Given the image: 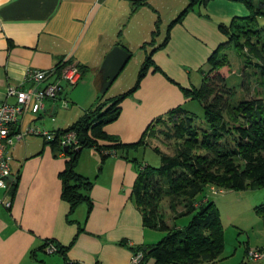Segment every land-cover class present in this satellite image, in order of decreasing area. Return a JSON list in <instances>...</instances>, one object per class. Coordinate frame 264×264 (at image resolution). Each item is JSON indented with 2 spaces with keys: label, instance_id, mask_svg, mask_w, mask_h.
<instances>
[{
  "label": "crops",
  "instance_id": "1",
  "mask_svg": "<svg viewBox=\"0 0 264 264\" xmlns=\"http://www.w3.org/2000/svg\"><path fill=\"white\" fill-rule=\"evenodd\" d=\"M153 8L150 0L138 8L133 0H0V101L15 102L14 97L7 96L10 85L31 86L26 80L29 69H52L60 61L83 67L76 84L64 85L62 97L68 99L67 86L74 89L88 78L93 96L101 93L103 99V93L133 55L125 27L134 18L135 26L141 28L138 16L145 12L147 24L153 23L158 13ZM246 13L241 2L230 0H212L199 11H189L172 27L169 42L153 52L152 58L163 72L152 68L147 72L139 88L121 103L119 118L106 125L105 131L123 143H135L157 117L185 105L191 98L182 87L201 86L203 71L209 70V57L225 41L218 21L212 17L220 20ZM149 42L140 46L146 56L160 44ZM115 45L127 49L131 56L102 92L101 66ZM44 106L38 115H21L13 133L38 127L45 114L54 117L62 108L60 99H46ZM91 110L83 109L79 119ZM29 136L15 139L5 149V154L11 156V174L8 187L0 190V264H66V260L77 264H128L139 248L147 249L159 241L161 237L151 235L158 230L145 226L133 197L136 180L145 166L138 164L136 154L145 146L129 151L127 157L120 152L103 157L95 148H83L75 169L94 183L89 193L91 209L84 202L70 214V205L62 198L60 176L69 156L55 153L44 138L36 142ZM151 136L148 142L155 148ZM8 200L10 207L4 203ZM47 240L70 245L65 255L55 252L61 261L45 257L49 254L43 248ZM154 262L149 259L140 264Z\"/></svg>",
  "mask_w": 264,
  "mask_h": 264
},
{
  "label": "trees",
  "instance_id": "2",
  "mask_svg": "<svg viewBox=\"0 0 264 264\" xmlns=\"http://www.w3.org/2000/svg\"><path fill=\"white\" fill-rule=\"evenodd\" d=\"M210 1L189 0L185 9L169 25L163 42L147 53L137 81L130 90L105 98L70 127L53 131L54 139L49 141L55 153L69 156L67 168L60 176L62 198L69 203L71 214L84 202L89 203L91 209L89 193L94 183L75 169L81 151L76 152V148L65 151L61 147L59 141L66 132L75 130L79 137L83 136L80 146L95 148L103 157L112 155V152H120L127 157L129 151L150 144L145 138L151 134L176 140L178 145L174 154H167L155 145L162 163L158 168L146 164L133 189V197L142 211L145 226L164 233L158 242L138 250L143 251V261L154 259V264L216 262L225 248L224 226L214 201L208 198L198 201L211 184L227 190L264 187V25L259 23V18L264 15V0H260L258 8H255L254 0H231L244 2L249 15L234 17L228 23L219 22L225 41L209 57V70L203 71L201 86L191 89L182 87L188 98L202 104L204 120L197 122L196 115L180 105L170 110L167 120H161L164 127L160 125L156 129L149 125L138 142L123 143L117 136L105 131L106 125L119 118L121 103L139 88L147 72L151 68L154 72H163L152 55L169 42L172 27L181 22L189 11L195 10V7L201 10ZM148 3L149 0H133L136 8ZM156 34L157 31H153L149 44L155 45ZM228 46L235 47L243 64L241 93L220 71L230 63L228 54L221 53ZM69 64L60 61L55 67L60 72ZM77 66L81 71L83 67ZM254 75L258 79L251 84ZM253 86L256 95L247 97ZM165 197L171 210L183 207L174 218L188 217L187 223H167L161 208ZM257 213L264 218V205L257 209ZM50 242L53 241L47 240L44 244L45 251ZM56 247L57 252L65 255L70 245L56 244ZM66 264L77 263L66 260Z\"/></svg>",
  "mask_w": 264,
  "mask_h": 264
},
{
  "label": "rangeland",
  "instance_id": "3",
  "mask_svg": "<svg viewBox=\"0 0 264 264\" xmlns=\"http://www.w3.org/2000/svg\"><path fill=\"white\" fill-rule=\"evenodd\" d=\"M150 1L151 5L154 7L153 10H158V13H155L153 23H150V25L146 22L147 14L145 13L147 12H145L144 14L138 16V19L142 21L141 28L135 26L136 22L134 21V18H132L125 27V35L132 40L130 48L133 51V55L114 84L111 85L106 94L103 93L104 98H101V93L98 94V99V95L93 96L88 78L80 81V83L74 88L77 90H74L73 86H67L66 95L68 96V100L72 106L70 109H66L61 106L62 108H59L57 115L54 117L49 114H45L44 116L46 118H44L43 121L41 120L38 122L46 128L45 130H53V127L66 129L79 119V117L83 114V109H93L100 102H103L105 98L107 99L111 95L127 92L135 85L139 70L146 58L145 51L140 49L141 44L145 41H152L153 31H157V34L155 35V44L157 45L161 43L166 36L168 27L172 20L177 14H179L180 11L184 10L185 7L183 6L189 2V0ZM241 3L242 7L245 6L247 9V13L245 15L236 14L224 17L220 20L215 16H211L212 19L218 21L219 24V22L228 23L234 17L248 16L250 13L248 7L244 2ZM259 5L260 0H254L255 8H258ZM201 9H203V6ZM195 10L199 11L200 9L195 7ZM138 19H135L137 23L140 21ZM259 23L262 26L264 25V15L259 18ZM221 53L228 54L230 63H228L229 65H225L220 71L226 75L230 84L237 86V90L241 91L243 64L240 56L234 46L226 47ZM207 67H209V65ZM192 73L195 74V71ZM251 78V84L254 80L256 82L258 79L256 78V75ZM85 81H87L88 84H84ZM253 89L254 86L251 87L250 92L246 94L247 97L256 95ZM240 91L239 93H241ZM183 107L196 115L197 122L200 123L205 119V111L199 101L190 99L185 105H183ZM169 116L170 113H166L165 115L157 117V120H155L152 124V128L154 127L158 129L161 127V120H167ZM41 124H39L38 127L44 129ZM32 127L37 126L34 125ZM162 127L164 126L162 125ZM152 128H150L149 133ZM27 135H32L29 137L33 138L36 142H41L43 139L40 135ZM151 137L153 144L159 146L167 154H174L176 145H178L176 140H170L164 136L157 137L154 134H152ZM145 139L146 141H149L148 136ZM136 155L139 157L138 164L144 163V165H146L148 163L150 166L158 168L162 163L161 155L150 144H146L145 147L140 149ZM206 198L215 202L219 210V215L223 223L225 233L224 251L219 259L212 264H264V218L257 213V209L264 205V187L255 189L249 188L246 190H227L220 189L211 184L207 187L202 199L198 202L203 201V199L206 201ZM161 208L167 223L170 225L174 224L175 221L178 225L187 223L188 217L185 216L175 220L174 217L180 213L178 211L183 210V207L181 206L175 211L171 210L167 197L162 200ZM151 235H155L157 239H159L160 237L162 238L164 233L158 230L156 232H151ZM254 252L260 253L261 258H254L252 254ZM45 257L50 258V261L52 262H55L56 260L61 261L59 255L56 253L46 254Z\"/></svg>",
  "mask_w": 264,
  "mask_h": 264
},
{
  "label": "built area",
  "instance_id": "4",
  "mask_svg": "<svg viewBox=\"0 0 264 264\" xmlns=\"http://www.w3.org/2000/svg\"><path fill=\"white\" fill-rule=\"evenodd\" d=\"M81 77V71L75 64H69L60 72L56 67L47 70L29 69L26 74V80L31 82L28 88L10 85L7 89V96L14 97L15 102L0 101V190L6 189L10 184V160L11 156L5 154V149L14 143L15 139H21L27 134L40 135L45 140L54 139L53 131L41 129L40 127H28L23 131L13 133V128L19 121V117L26 113L38 115L45 110L44 101L46 99H60L61 106L68 108L70 102L62 97L64 85L76 84ZM64 149L78 148L80 146V137L75 130L66 132L59 141ZM106 153H109L107 151ZM116 154L115 152L111 153ZM7 207H10L11 201H4ZM49 254L57 252L54 243H49L46 247ZM254 258H261L258 252L252 253ZM144 259L143 251H136L130 258L128 264H140Z\"/></svg>",
  "mask_w": 264,
  "mask_h": 264
},
{
  "label": "water",
  "instance_id": "5",
  "mask_svg": "<svg viewBox=\"0 0 264 264\" xmlns=\"http://www.w3.org/2000/svg\"><path fill=\"white\" fill-rule=\"evenodd\" d=\"M131 53L120 45H115L106 55L101 69L103 73V84L101 91H106L113 81L118 77L119 73L122 71L128 60L130 59ZM81 143L83 142V136H80ZM83 149V146H79L76 152ZM65 151L69 149L64 148ZM146 249V247L144 248Z\"/></svg>",
  "mask_w": 264,
  "mask_h": 264
}]
</instances>
